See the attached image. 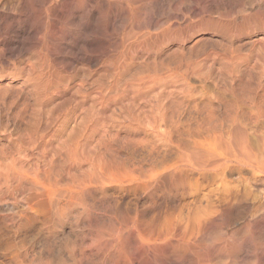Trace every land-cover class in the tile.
Here are the masks:
<instances>
[{
    "label": "rangeland",
    "instance_id": "rangeland-1",
    "mask_svg": "<svg viewBox=\"0 0 264 264\" xmlns=\"http://www.w3.org/2000/svg\"><path fill=\"white\" fill-rule=\"evenodd\" d=\"M29 3L30 4H25L24 0H0V160H2L0 161V165L3 164L5 167L4 164L8 165L11 163L10 157L12 158L13 156L16 163L25 161V165L28 167L29 163V166H32V164L39 161L38 158H41L40 154H45L44 157L46 156V159H48V157L51 158L49 162L45 160L46 164H49L50 160L56 162V164L53 163V166L58 164L56 166L57 169L60 166L59 169L65 171L62 172L63 177H67V174L65 175L66 163L64 161H69L68 159L75 161L74 158L80 163L73 169H78V175L81 173L85 174L90 168L87 165V160L90 156L96 158L99 154L98 152H100V148L103 147L102 142L104 138L102 137L106 134H111L115 137H112L113 140L111 142L108 141V145L111 147L112 152L110 151L111 153H109L107 157L116 159V157L120 155L119 159L123 161L127 167L132 168V164L133 167L136 165V167L140 166V169H142L146 175L152 174V170H154L152 175H156L155 173H157L156 180H159L163 176H167V174L169 176V174L173 172L172 170L175 171L177 169L176 167H179L177 164H179V156L181 155L176 148L168 147L162 136H158V134L152 132L151 129L154 120L158 119L157 121L160 120L161 122V119L168 118V121H173V123L170 122L171 124L169 125H172L174 140L178 142V144L180 143L182 147H185L186 144V146L190 147L194 145L192 141L193 137H191V135L194 134L195 128L193 127H195L194 124L200 117L197 112L203 110L205 106L202 105V103L206 104L208 101L212 100L214 103L216 102L215 105L218 104L217 106H224V104L225 106L230 105L231 108L233 107L232 109H235L237 112L229 107L227 109L228 111L224 110L226 109L225 106V108H219L221 110L222 120H226L228 117L233 118L235 115L238 121H243L245 119L243 125L245 122L244 128L246 127V131L250 132L247 133L248 136H250L251 146L254 148L253 152L255 158H253L255 161V168L252 167V169L255 172L250 171L251 169L243 164H234L235 166H231V169L227 172L229 180L236 181L243 188L247 185L248 181V186L252 185L250 190L253 192V196L251 195V198H253L252 200L250 198L251 204L248 202V206L241 207L239 212L232 213L233 216L230 214L228 217H225L223 220L224 222L222 221L223 223H221L224 227L234 230L237 228L239 229V227L241 228L247 222H253L254 219L251 216H256V220L259 219L260 221L257 220L256 223L259 224L256 227H258V229H254L255 232H251V236L253 235L252 237L255 242L257 241L256 243L254 242L256 244H254L256 246L255 248H257L256 254L258 256L263 255L264 158L262 159V157H264V0H95V5L97 6L98 4L96 13V15H98L96 19H94L96 27L94 26V33L88 36L89 40L94 39L92 48H89V46L83 43V39L86 37L81 34L77 36V38L81 40L77 44L63 40L60 45H58L57 42L53 40L56 38V32L53 33L50 24L39 36L32 34L29 37L26 36V38H22V36H24L20 33L22 30L16 28L14 24L12 26L9 18H12L22 11V13H24L23 16H26L25 19L29 21L27 24L28 28L37 23L38 19H40L39 17H41L39 16L40 13L41 15H44L45 11L47 14L49 13L47 11L49 5H44L42 8L40 5L33 6L31 2ZM101 3H105L107 7H101ZM29 5H31V8ZM108 8L110 10L113 8V12H118L116 13L117 17L120 16L118 20L112 21L114 19H110L111 16H108L110 14ZM40 9H42L43 12H41L42 10ZM38 10H40V12ZM32 12L34 13L33 15H31ZM126 15L128 16L127 18ZM32 19L33 22L30 21ZM142 24L144 25L142 26ZM23 29H25V26ZM35 38L37 40H35ZM1 39H7V41H2ZM103 44H105V47ZM101 50H103V52ZM77 56L80 58L77 59ZM110 64H112V66ZM225 86L227 88H225ZM215 92L218 94H215ZM177 101H179V103H177ZM170 104L174 106H170ZM87 109L91 114L87 112ZM223 110L226 114H224ZM180 112L183 113L181 114ZM173 114L176 116H173ZM185 114L187 115L186 117ZM152 117L153 119H151ZM159 117L161 119H159ZM182 117L183 120H180ZM172 118H174L175 121H183L184 127H182V125L178 130L179 132H176L177 128L175 127L177 124H174L177 123V121L175 122ZM167 128L169 129L170 126ZM188 128H193V130H191V133L188 132L187 134V131L184 130ZM38 138L39 140H35ZM119 139H121L120 142ZM104 143L106 144L107 141H104ZM51 144L54 145L52 146ZM64 144L67 145V148ZM38 145L40 147H38ZM73 145H76L75 147L77 148L75 149ZM141 145L142 148L140 147ZM63 146L68 150L62 151L64 148ZM82 146L84 148H82ZM72 148H74L75 151L77 150V154L72 150L71 153L67 155H73V157L71 156L70 158L68 156L67 159L65 153L70 152L69 150ZM133 149V152L137 153L136 157L132 152ZM78 151L80 152L78 153ZM84 151L86 153H84ZM72 152L74 154H72ZM8 154L10 160L8 159ZM134 157L136 159H133ZM6 159H8L9 162ZM32 159L33 162H31ZM131 159L133 161H131ZM134 160H136V162H134ZM168 165L171 168H168ZM164 167L167 168L165 169ZM73 169L72 171L76 173V170L74 171ZM193 174L194 173H190V177H197L196 174ZM149 175L144 177L148 178L151 176ZM202 189L197 193L193 191V195H184L182 199L180 197V207L189 209L194 208L195 204L196 206L200 204L204 205V199L208 194V188ZM200 192L203 193L201 194ZM17 193L15 191L11 195L14 199L16 198V200L10 196L12 200L7 202L0 201V228L4 226L3 224L5 222L11 226V220L13 219L12 223L16 221L15 217L17 213L9 212V207H7V205L12 202V204H16L17 206L15 209H19L20 196L16 195ZM149 193L151 194V192L147 194ZM150 194L147 196H151ZM203 196H205L204 199ZM213 197L214 196H212V198ZM198 198L203 200H198ZM165 199L166 197L163 198L164 201ZM196 202H198L199 205ZM258 210L261 212H258ZM6 211H8V213H6ZM6 216L10 217V219H7ZM248 218L251 219L249 220ZM40 226L41 225L37 224L35 227L38 229ZM82 226L83 225L80 224L79 227L76 220L70 219V221L66 223L65 229H57L54 233L55 235L52 234L54 235L53 237L48 234L47 236L43 235L37 240V244L33 245V247L31 244H27L26 249L30 260L25 258L23 264H48L49 262V264H71L73 262L72 259L74 260L75 257L69 258L70 255H66H68V250H70V248L72 249V245L76 244L82 248L84 254L86 253L85 255L88 257L86 259H89V261L93 260L95 263L97 254L92 250L93 247L91 248L93 245V236L90 232L82 230ZM85 233L88 234L86 238ZM255 234L258 238H254ZM82 235H84L83 238ZM68 236L72 241H70V243H66L63 240V237ZM48 237H50L51 240ZM51 245L53 246L50 247ZM236 255V257L239 258L241 256L238 253ZM58 256L60 258H58ZM93 261L91 263H93ZM223 261L221 262L223 263ZM263 261L264 259L260 261L262 263H258L264 264ZM226 263H228V261H226ZM258 263L251 261L247 264Z\"/></svg>",
    "mask_w": 264,
    "mask_h": 264
},
{
    "label": "bare ground",
    "instance_id": "bare-ground-1",
    "mask_svg": "<svg viewBox=\"0 0 264 264\" xmlns=\"http://www.w3.org/2000/svg\"><path fill=\"white\" fill-rule=\"evenodd\" d=\"M24 1H25V4H30L29 2H31V4L33 6L34 5H37V6L40 5V7H42V8L44 7V5L45 6L49 5V8L47 10L49 13L47 14L46 11H45L44 15H41V13H40L39 16H41V17H39L40 19L37 18L38 19L37 23L34 25H31L28 28H27V24L29 23V21H28V19H25L26 16H23L24 13H22V11H20L16 15H14L12 18H9L11 20L10 23H12V26L14 24L16 28L22 30V32L20 31V33L22 35H24V36H22V38L23 37L26 38V36L29 37L32 34L35 36H37V35L39 36V34L43 33V31L46 28H48L47 26L50 24V27H52L53 33L56 32V38L54 36L55 39H53V40H55V42H57L58 45H60V43L63 40L71 41L70 43L77 44V43H79V41H81L77 38V36H79L80 34L84 35L86 37L83 39V43H85L86 46H89V48L90 47L92 48V46L94 45V39L89 40L88 36H91L94 33L95 27H96L94 19H96L97 15H98V14L96 15L98 4H97V6L95 5V0H24ZM100 1H102V0H100ZM157 4H159V3H157ZM114 5H115V3H114ZM231 5H232V3H231ZM29 6L31 8V5H29ZM99 7H100V5H99ZM101 7H107V6L104 3V4H102ZM33 9H34V7H33ZM33 9H32V11L34 12ZM103 9H105V8H103ZM111 9L112 10H110L108 8V12H110V14L108 16L109 17L111 16L110 19H114L112 21L118 20L119 19L118 17H120V16L117 17L116 13H118V12H113L114 9L113 8H111ZM40 10H42V9H40ZM40 10H38V11L40 12ZM101 10H102V8H101ZM38 11H37V13H38ZM33 12L31 13V15L34 14ZM41 12H43V10ZM189 12H190V10H189ZM99 15H100V13H99ZM127 17L128 16L126 15V18ZM30 21L33 22V19ZM113 25H112V27H113ZM143 25L144 24H142V26ZM24 26H25V29H23ZM136 27H138V26H136ZM171 30H173V29H171ZM102 33H103V31H102ZM19 37H21V36H19ZM1 40L7 41V39H1ZM21 40H23V39H21ZM29 40H30V38H29ZM35 40H37V39L35 38ZM106 40H105V42H106ZM103 45L105 47V44H103ZM17 47H19V46H17ZM94 47H96V46H94ZM101 51L103 52V50H101ZM256 53H258V52H256ZM78 58H80V57L77 56V59ZM82 61H83V58H82ZM110 65L112 66V64H110ZM71 69H72V67H71ZM109 69H110V67H109ZM184 75H185V73H184ZM57 77H58V75H57ZM117 77H118V75H117ZM101 83H103V82H101ZM150 85H152V84H150ZM114 87H116V86H114ZM225 88H227V87L225 86ZM199 91H200V89H199ZM119 93H120V91H119ZM215 94H218V93L215 92ZM107 98H109V97H107ZM154 100H155V98H154ZM177 103H179V101H177ZM215 103L212 100L208 101L206 104L202 103V105H205V106H204L203 110H201V111L199 110V112H197V114L200 117L196 120V122L194 124L195 125V127H193V128H195L194 134L191 135V137H193L192 141H193L194 145H192L190 147L186 146L187 144L185 145V147H182L180 145V143L178 144V142H176L174 140V137H173L174 132L172 131V125H169V124L173 123V121L171 122L170 119H169L170 121H168L167 120L168 118L167 119H165V118L161 119L159 117V119H161V122H160V120L157 121L158 119L154 120V123L152 122L153 123L152 129L150 128L152 130V132H155L156 134H158V136H162L164 138L167 146L172 147V148L173 147L176 148L180 152L179 154L181 155V156H179V162H178L179 164H177V165H179V167L177 166L176 167L177 169L175 168L176 169L175 171L172 170L173 172H171L169 174V176L167 174V176H165V177L163 176L159 180L158 179L156 180V177L158 175L157 173H155L156 175H152L154 170H152L153 172L151 171L152 172V174H150L151 176L149 174L146 175L145 172H143V170L140 169V166L136 167L137 166L136 164H135L136 165L135 167H133V164L131 165L132 168L127 167L125 165V163L119 159L120 155H119V157L116 155L117 156L116 159H113V158L111 159L110 157H107L109 155V153L112 152L111 147L108 145L109 144L108 141L111 142L113 140L112 137L114 135L112 136L111 134H106V135L101 134V135H104L102 137V138H104V140L102 142L103 147L100 148V150H99L100 152H98L99 154L96 156V158H94L93 156L92 157L90 156V158L88 160L86 159L87 165L90 168L88 167L89 168V170H87L88 172H85V174L81 173L80 175L77 174L78 169L77 170L75 169L76 173H74L72 171V169L75 168L77 165H79L80 162L76 161V158H74L75 161H71L70 159H68L69 155H67L68 153H71L72 150H74L73 152H75L77 154V150L75 151V149L77 148L75 146L77 144L73 145L75 149L72 148L69 150L70 152L65 153L67 155L66 158L69 160V161H67V160L64 161L66 163L65 175L67 174L66 175L67 177L62 176L63 175L62 172H65V171L60 170L59 169L60 166L57 169L56 166L58 164L56 166H53V163L56 164V162H54L53 160H50V163L46 164L45 160H48V162H49V159H51V158L48 157V159H46L45 158L46 156L44 157L45 154L44 155L40 154L41 161L37 157L39 161L37 160L38 161L37 163L34 161L35 162L34 164L31 163L32 166H29L30 163L28 162L29 163L28 167H26L25 161H22V162L20 161L21 163H16L13 156H12L13 159L10 157V159H11L10 160L9 154H8V159L11 161V163H9L8 165L4 164L5 167L3 166L2 162H1L2 165H0V201H6L7 202L9 200H12V198L14 199V197H12L11 195L15 191L17 193L20 189V191L16 194V195L20 196V197L18 196L19 200H20L19 201L20 205H19L18 210L15 209L17 207L16 204H12L11 201H10L11 203L7 205V207H9V212H13V213H17V214H16V217L14 216L16 218V221L14 223H12L13 219L11 220L12 221L11 226H9L7 224V222H5V223L3 222L4 226L2 228H0V248H1V250H0V264H23V262H24L23 260H25V258H28V255H29L28 251L26 249L27 244L28 245L31 244V246L33 247V245L37 244V240H39L40 237L43 235L47 236V234H48V235H51L53 237L55 235L54 233L57 231V229L60 228V230H61V228H64L66 226V223L69 222L70 219L76 220V223L79 224V227H80V224L83 225L82 226L83 228H81L82 230L88 231L92 234L93 245L91 246V248L93 247L92 250L94 251L95 254H97L96 258L94 257L96 260L95 263L92 259L91 260L93 261V263H91L92 261H89V259H86L88 257H86V255H85L86 253L84 254V251L82 250V248H80L79 245L78 246H77V244L72 245L73 246V247L71 246L72 249L68 246L70 248V250H68V255H66V256L70 255L69 258L75 257L74 260L72 259L73 262L71 264H84V263L85 264H247L248 262H251V261H253L254 263L255 262L256 263H258V262L262 263L260 261H262L264 259L263 258L264 254L262 253L263 254V255H261L262 257L258 256L256 254L257 248H255L256 247L255 243L257 241L255 242V240L252 237L253 235L251 236V232L254 233L255 232L254 229H258V227H256V226L259 223L257 224L256 222L259 219L256 220V218H255L256 216L252 215L251 217L254 219V221L253 222L250 221V222L245 223V225L242 226L241 228L239 227V229L237 228L234 230H230L229 228L224 227L222 225L225 217H228L230 214L232 215V213H234V212H239L240 208L243 206H248L249 205L248 202H250L251 195L253 196V194H252L253 192H252V190H250L252 185L248 186V181H247L248 179L244 180V181H247V185H245L246 184V182H245V184H244L245 186L243 188L236 181L229 180V178H228L229 176L227 177V172L231 169V166H235L234 164L246 165L247 168L251 169L250 171H253L252 167L255 168V166H254L255 165V163H254L255 157H254V152H253L254 148L251 146L250 136H248V133H250V132L246 131V129H245L246 127L244 128L245 122L243 125V121L245 119L243 121H238L236 118V115H235V117H233V118L232 117L229 118L227 116L228 119L222 120L221 110L219 108L224 107L225 104H224V106H222V105L217 106L218 104L215 105ZM171 105H173V104H170V106ZM249 105H251V104H249ZM225 107H226V109H224ZM225 107L223 108L224 110H227L228 107L231 108L230 105L229 106L226 105ZM251 108H253V107H251ZM224 110H223V112H224V114H226ZM238 110H239V107H238ZM184 111H185V109H184ZM233 111L237 112L235 109ZM87 112H89L88 109H87ZM91 112H92V110H91ZM188 113H189V111H188ZM224 114H223V117H224ZM161 116H162V114H161ZM163 116H165V115H163ZM166 116H168V115H166ZM173 116H176V115L173 114ZM186 116L187 115L185 114V117ZM231 116H233V115H231ZM170 117H172V116H170ZM183 117H184V114H183ZM183 117L180 120H183ZM248 117H249V115H248ZM151 119H153V117ZM172 119H174V118H172ZM175 119H176V117H175ZM175 119H174V121H175ZM177 119H178V117H177ZM255 120H256V118H255ZM178 122L179 121H177V123H174V124H177L175 127V128H177L176 132L183 125V121L179 122V123ZM146 126H148V125H146ZM169 126L171 128V129L169 128L170 130L167 128ZM182 127H184V125ZM185 128H186V126H185ZM193 128L192 129L188 128L187 130H184V131H187V134H188V132L191 133V130H193ZM248 130H249V128H248ZM154 136H155V134H154ZM35 138H36V136H35ZM80 138H82V137H80ZM35 140H39V138L35 139ZM120 140L121 139H119V142H120ZM99 141H100V139H99ZM104 141H107V143L105 144ZM61 143H62V141H61ZM61 143H59V144H61ZM40 144H41V142H40ZM66 144H68V143H66ZM66 144H64V145H66ZM259 146H260V144H259ZM38 147H40V146L38 145ZM90 147H91V145H90ZM140 147L142 148V145ZM46 148H47V146H46ZM66 148H67V145H66ZM66 148L64 147L62 149V151L68 150ZM69 148H71V147H69ZM82 148H84V147L82 146ZM41 149H42V147H41ZM46 150H48V149H46ZM133 151H134V149L132 150V152ZM42 152H43V150H42ZM73 152H72V154H74ZM79 152L80 151H78V153ZM81 153H82V149H81ZM84 153H86V152L84 151ZM133 153L136 157L137 153H135V152H133ZM133 153H132V155H133ZM71 156L73 157V155H71ZM71 156H69V157L71 158ZM52 157H53V155H52ZM61 157L63 158V156H61ZM74 157H75V155H74ZM135 157L133 159H136ZM43 158H45V159L42 160ZM59 158H60V156H59ZM109 158H110V160H109ZM263 158L264 157H262V159ZM8 159H6V160L8 161ZM63 159H65V158H63ZM19 160H21V159H19ZM19 160H18V162H19ZM137 160H138V158H137ZM0 161H2V160H0ZM126 161H129V160H126ZM131 161H133V160L131 159ZM31 162H33V159ZM51 162H52V165H51ZM57 162H59V161H57ZM134 162H136V160H134ZM172 162H173V160H172ZM59 163H61V162H59ZM65 163H63V164H65ZM126 163H128V162H126ZM137 163H139V162H137ZM168 168H171V167H169V165H168ZM263 168H264V166H263ZM253 172H255V171H253ZM190 173L196 174L197 177H190V175H189ZM148 175L150 177H148V178L144 177V176H148ZM251 183H253V182H251ZM202 188H206V189L208 188V191H209V192L207 191V193H208L207 195L205 194L206 197L203 196V199L205 197L204 205L203 204L199 205L198 202H196L199 206H196V204H195L194 208L187 209V208L180 207V205H179L180 197L182 199V196L184 197V195L192 194L193 191H196V193H197ZM206 189H205V191H206ZM148 192H151V194L149 193L151 195L149 197L147 196V195H149V194H147ZM196 193H195V195H196ZM159 194H161V195H159ZM212 196H214L215 198L213 197L214 198L213 199ZM165 197H166V199L164 201L163 198H165ZM148 198H150V199H148ZM252 198H251V200H252ZM203 199L198 198V200H203ZM14 200H16V198ZM196 201H197V198H196ZM250 204H251V202H250ZM166 206H167V208H166ZM257 209H260V208H257ZM255 211H256V209H255ZM259 211L260 210H258V212ZM6 213H8V211H6ZM8 215H10V214H8ZM255 215H257V214H255ZM6 218L10 219V217H7V216H6ZM15 218H14V220H15ZM261 222H263V221H261ZM37 224L41 225L39 228L37 227L38 229H36V227H35ZM79 227H78V229H79ZM35 231H36V233H35ZM63 232L66 233L65 231H63ZM63 232H62V234H63ZM58 233H59V230H58ZM52 234H54V235H52ZM256 234H258V233H256ZM256 234L254 235V238L257 237ZM84 235H82V238ZM87 236H88V234L85 235V238ZM50 237H48V238L50 239ZM259 237H260V235H259ZM63 240L66 243L67 242L70 243L71 238L69 236L63 237ZM47 242H48V240H47ZM54 244H55V242H54ZM91 244H89V245H91ZM52 246L53 245H51L50 247H52ZM237 253L239 255H241L240 258L236 257ZM97 256H98V260H97ZM78 257H80V258H78ZM58 258H60V257L58 256ZM28 259L30 260V257ZM35 260H36V258H35ZM223 260L228 261V263H226V261H223ZM216 261H217V263H216ZM221 261H223V263ZM38 263H39V261H38ZM58 264H60V263H58Z\"/></svg>",
    "mask_w": 264,
    "mask_h": 264
}]
</instances>
